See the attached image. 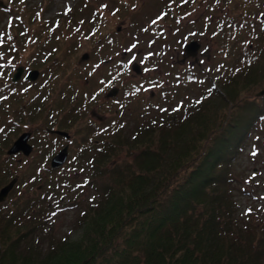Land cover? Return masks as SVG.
<instances>
[{
	"label": "rangeland",
	"instance_id": "rangeland-1",
	"mask_svg": "<svg viewBox=\"0 0 264 264\" xmlns=\"http://www.w3.org/2000/svg\"><path fill=\"white\" fill-rule=\"evenodd\" d=\"M0 4L5 5L0 6V168L5 171L0 173V192L11 180L25 178L0 204V211L15 200L41 197L50 224L33 245L44 252L54 242L79 237L83 211L114 182L109 173L100 175L93 168L104 138H134L138 131L176 117L186 122L216 87L222 91L219 83L228 64H235L237 55L231 57L223 45L237 40L234 36L240 40L242 61L231 73L236 74L258 54L264 38V0H0ZM242 12L243 25L232 26L233 17ZM230 26L234 34L226 37L224 28ZM194 42L202 45L198 56L185 58L186 47ZM86 55L89 60H83ZM20 68L25 75L14 82ZM34 71L41 73L40 78L27 80ZM116 89L119 95L109 98ZM73 120L71 129L61 128ZM261 125L235 163V196L243 227L264 226V122ZM91 128V142L85 145L83 138ZM50 130L66 131L72 139ZM24 133L33 134V154L9 156ZM67 146V163L53 170V159ZM138 155L125 149L107 171L132 166Z\"/></svg>",
	"mask_w": 264,
	"mask_h": 264
},
{
	"label": "trees",
	"instance_id": "trees-1",
	"mask_svg": "<svg viewBox=\"0 0 264 264\" xmlns=\"http://www.w3.org/2000/svg\"><path fill=\"white\" fill-rule=\"evenodd\" d=\"M233 19L238 28L245 15ZM232 26L224 28L226 37ZM234 38L223 45L237 57L222 91L216 87L186 122L176 117L134 138H104L93 168L114 182L83 211L79 237L44 252L33 245L50 224L41 197L1 210L0 264H264V226H242L235 196V163L264 122V97L251 98L264 89V38L258 54L231 74L242 61ZM127 148L139 152L134 164L108 172Z\"/></svg>",
	"mask_w": 264,
	"mask_h": 264
},
{
	"label": "water",
	"instance_id": "water-1",
	"mask_svg": "<svg viewBox=\"0 0 264 264\" xmlns=\"http://www.w3.org/2000/svg\"><path fill=\"white\" fill-rule=\"evenodd\" d=\"M0 6H5L4 4H0ZM202 48V45L198 42H194L186 47V57H197L200 50ZM90 56L86 55L84 56L83 60H89ZM135 71L138 74L142 73V70L139 66L135 67ZM40 72L34 71L28 75V79L36 82L40 78ZM25 75V69L20 68L18 70V73L15 75L14 82H18L22 80L23 76ZM120 91L118 89L114 90L109 94V98L117 97L119 95ZM258 98L264 97V90L259 92L257 95ZM50 133L54 135H59L61 137L66 138L67 140H71L72 136L70 133L61 131V130H50ZM33 134L32 133H24L12 146V148L9 150L8 154L9 156H17L19 154L24 153L25 156L29 157L33 154L35 148L31 144ZM69 150L70 146H67L62 152H60L52 161V168L53 170H58L65 166L69 159ZM19 182V178L14 179L12 182H10L6 187H4L0 192V204L5 203L10 194L13 192V190L16 188L17 184Z\"/></svg>",
	"mask_w": 264,
	"mask_h": 264
},
{
	"label": "snow or ice",
	"instance_id": "snow-or-ice-1",
	"mask_svg": "<svg viewBox=\"0 0 264 264\" xmlns=\"http://www.w3.org/2000/svg\"><path fill=\"white\" fill-rule=\"evenodd\" d=\"M253 155H256V152H253ZM251 210H249V212H250Z\"/></svg>",
	"mask_w": 264,
	"mask_h": 264
}]
</instances>
